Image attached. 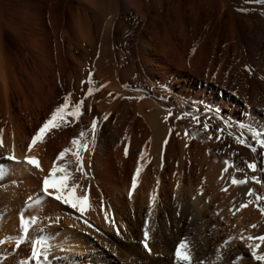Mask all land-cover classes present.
<instances>
[{"label": "bare ground", "instance_id": "bare-ground-1", "mask_svg": "<svg viewBox=\"0 0 264 264\" xmlns=\"http://www.w3.org/2000/svg\"><path fill=\"white\" fill-rule=\"evenodd\" d=\"M86 1L93 6L96 3ZM181 1L127 2L126 7L132 6L149 24L150 41L142 43L144 50L140 58L145 73L140 79L143 86L139 99L134 102L125 99V90H130L125 86L129 77L125 70H121L119 54L111 56L110 63L104 58L93 65L101 94L89 97L87 102L89 125L86 136L82 138V142L89 145L88 151H82L86 174L77 171L71 152L63 161L57 162L58 154L69 139L62 137L51 144L45 140L47 143L43 142V150L37 149L38 143L31 153L28 152V146L43 120L38 113L33 112L35 114L32 115L29 111L33 107L23 94L22 78L19 79L10 59L8 63L5 46L2 47L3 40L0 39V134L4 142L0 147V165L8 169V174L0 182V242L6 248L12 247L20 232L19 216H27L39 209L44 221L48 256L42 264H61L60 256L64 257L62 264H177L175 247L184 238L191 244L195 259L209 264L204 258L209 254L212 257L211 247L223 244L230 237L235 239L226 249L234 245L236 248L232 247L228 252L223 250V258L216 264H232L237 256L244 257L240 264H259L251 257L245 239L249 235H264V214L257 207L261 203L254 201L247 208L236 209L247 201L249 188H255L257 193L264 195V185L252 182L246 186L232 185L231 176H238L230 169L227 173L223 169L226 167L224 161L237 160L236 152L251 156L257 167L264 169V148L253 136L257 131L264 134V30L257 35L254 26H240L230 11H227L230 20L223 22L226 6L224 4L223 7L222 3L227 0H186L184 8ZM163 2L171 4L166 13L168 24L163 19L162 27L171 42L174 66L167 59L160 58L155 50L154 39L159 35L155 20L160 18L159 8ZM152 8L157 18H150ZM259 10H264V2ZM84 28L78 23L73 27L76 33L74 42L83 50L84 43H91ZM179 39L183 42L182 51L175 44ZM196 39L200 43V53L212 45L222 49L226 58L234 62L232 66L238 69L242 80L239 88L236 89L235 85L224 88L220 83L212 84L214 82L210 84L206 74V80H194V76L185 71L184 55ZM49 59L41 61L44 66L38 63L42 64L39 71L43 81L39 79V84L35 78L32 80L34 86L27 88L37 91L43 99L56 91L59 82H64L69 91L74 88L79 92L83 67L80 71H57V60ZM81 63H77V68L84 66ZM244 64L249 69L252 82L250 99H247L248 76ZM220 75L215 74L216 79ZM89 87L91 85L86 89ZM240 99L244 100L245 106ZM105 114H110L107 120H104ZM93 120L98 122L94 141L91 132ZM189 123L202 130L203 134L190 132ZM106 128H109V134L105 132ZM241 140H247L249 147L240 143ZM68 145L67 148H73L72 143ZM13 146L19 162L3 158L12 154ZM251 146L257 151L252 152ZM26 156L38 158L43 170L25 163ZM54 163L66 167L71 173L69 185H78V195L89 196V210L80 213L44 195L43 180L49 176ZM137 168L141 170L138 177ZM134 178L137 186L133 191ZM260 179L264 180V171H260ZM224 188L228 191H223ZM36 201H42V205L28 208ZM252 224L257 228H251ZM145 227L149 231L151 252L142 243ZM242 246L245 251H242ZM23 249L27 255L30 246ZM261 251L264 252V247ZM1 264H9V261Z\"/></svg>", "mask_w": 264, "mask_h": 264}, {"label": "rangeland", "instance_id": "rangeland-1", "mask_svg": "<svg viewBox=\"0 0 264 264\" xmlns=\"http://www.w3.org/2000/svg\"><path fill=\"white\" fill-rule=\"evenodd\" d=\"M93 1L96 2L94 3V6L89 4L86 0H0V39L2 38L1 40H3L1 44L2 47L5 46V48H3L8 63L10 59L11 63L13 64L15 70L18 73L19 79L22 78L20 80V84L21 87L23 86L22 90L24 96L27 97L26 99L29 101L30 106H32L33 108L36 107L34 109L30 108L29 111L32 113V115L35 114L33 112L38 113L40 115L41 120H43L37 127V130L47 119L50 118L51 113L59 105L64 103L66 96L71 97V105L73 109L82 98L85 99L84 114L80 117L79 122L72 120L71 123H65L62 125L61 128L54 129L49 132L45 138V140H47L48 143L50 142V144L53 141H56L62 137L66 138L67 140L69 139V142L67 141V145H65L64 148L61 149L62 151L65 148L69 147L68 144L71 143L73 138H78L79 134L82 131L86 133V131L88 130L87 126L89 124L87 123V118L89 117V109L87 102L89 97L85 98L87 96V85H91V87L94 89V96L101 94L98 81L96 80L97 77L95 74V66H93L96 62H99L100 60L105 58V61H108L110 63L111 56L119 54L121 58V70H125L124 72L130 78H128L130 83L129 81L125 82V86L129 87H127V89H130L125 90L127 92V95L125 97L126 100L131 99L130 101L134 102L139 99V92L141 91L140 89H142L143 86V83L140 79L144 78L143 75H145V73L143 72L140 64V58L142 56V51L144 50L142 43L144 41H150V34L148 32L149 24L139 16L137 11L132 6L126 7V4L127 2H129V0ZM133 1L140 3L143 0ZM176 1L178 2V0H174V2ZM185 2L186 0L181 1L182 8H184ZM263 2L264 0H227L222 3L223 7L226 6V14L224 13L225 16H223V22L226 21L227 23L230 20V14L227 12L230 11L232 16H234L235 21L240 26L247 27L250 24L256 28V32L258 33L257 35H260L261 32L264 30V10H259V7ZM169 9H171V4L167 5L166 2H163L162 6H160L159 8L160 11L158 10L159 15L161 14L160 18H157V14H155V10L153 8L150 14V18L154 16V18H157L158 20H155L159 33L158 38L154 39V44L157 48H155V50L157 51L160 58L167 59V62L174 66L175 61L172 59L170 53L172 51V48L169 43L171 42L169 41V38L164 35L165 33L162 27L163 19L164 22L168 24L166 13ZM77 23L80 24L82 28L85 27V34H88L87 37H90L91 43H86L87 45L85 43L83 44L84 50H86L87 52L81 49L80 46H78L74 42L76 33H74L73 27L77 25ZM254 24L257 25L255 26ZM83 25L85 26L83 27ZM181 43L183 42L180 39L175 43L179 45H176L179 49L182 48ZM199 44V41L196 39L193 46L191 45V48H189L185 53V71L188 74L190 73L189 75H192L191 77L194 76V80L199 81L200 79H202L204 81L208 78L210 82L208 81V79L207 81L210 84L214 82L212 84L220 83V86L222 85L221 87L224 88H232L234 87V85L236 89L239 88L242 84V80H240L238 69L236 70V68L232 66V63L234 62H230L231 60H228V58H226L227 56L225 52L220 48L218 49L212 45H209L210 48L207 47L200 53L198 51L200 50ZM39 58L41 59L40 61H38V63L43 61V59L45 61L49 58H52L53 61L57 60L56 62L54 61L57 71L64 69L66 73L72 69H78L80 71V69L83 67L80 71V78L82 77L81 79L83 80L81 81V87L79 89V92H76L74 88V91L71 88L69 91L67 86L65 84L63 85L64 82H59L56 86V91L48 98L44 97L43 99V96L39 95L37 91H30L28 88H30V86L31 88L34 86L32 80L36 78L37 81L39 79H41L39 81H43L40 71L44 62H41L42 64H38L37 60H39ZM79 62H82L81 64H84V66L77 68ZM232 67L235 69H233ZM127 68L129 72L127 71ZM221 68H223L224 70H221ZM212 69H214L213 72H215L214 76L215 74L220 75V73H223L222 75H220L221 77H219L221 79H219L218 77L216 79V76L214 77L212 75L213 72L211 74ZM220 70L223 72H221ZM244 71L246 72V76H248L247 99H250L252 82L249 75V69L247 65L245 66V64ZM226 73L229 74L227 75ZM205 74L206 79H204ZM208 74L212 75L209 76L211 79L208 77ZM90 76L94 84L87 83ZM200 76H202L203 78H201ZM214 80H216L217 82H215ZM226 85L227 87H225ZM125 86L123 87V89H126ZM96 89L98 90L96 91ZM76 93L77 95L75 96ZM137 94L138 96H136ZM16 97L18 98V96H16L15 94V101L18 102L19 98L16 99ZM237 97H239L238 94ZM20 98L22 99V97ZM240 101L242 102L241 104L245 106L244 100L240 99ZM35 102L39 104L38 107V104H36ZM15 105H17V103H15ZM40 105H43L44 109L43 107L41 108ZM188 127L189 131L195 135L203 134L202 130L194 127L192 123H189ZM105 132L109 134V128H106ZM44 143H39L37 145V149H40V151L43 150L42 145H45ZM236 155L237 160L233 163L235 164L236 168L242 169V171L235 172L233 169L230 170L234 171L238 178H244L245 176H247L249 179V183H251L252 176H257L260 179L259 168L258 171L255 173L251 172L247 168L246 162H255V159H253L247 154H243L242 152H236ZM0 182H2V179H0ZM260 203L261 204L259 205L261 207H264V202L260 201ZM41 205L42 204L39 203V201H36L34 203H30L28 208L34 209V207L37 208ZM33 211L34 212L29 213L27 216H19L20 232L18 233V236L14 239V244L12 245V247L6 248L4 243L0 242V252L3 251V254L0 253V264L8 261L9 264H35V261L32 260L30 250L27 252V255L26 252L23 251V247L26 245L30 246L31 249V243L34 242L35 239L44 240L45 238V229L42 213H40L39 209ZM29 221L31 223L29 225L28 242L20 243L19 246H17L18 242L21 241V233L24 228V224ZM220 245L221 244L211 247V250H213L211 251V253H213L214 256L212 255L211 257V254H209V256H205L204 259L209 264H216V261L218 260L217 257L222 256L221 253L223 252V250L224 252H228L231 251V248L233 247L231 246V248L228 249H221ZM228 245H230V243ZM217 248L219 249V251ZM235 248L236 246L234 245L233 249ZM241 249L242 251H245L244 246H242ZM49 258L51 257L49 256ZM114 258L116 259L117 257ZM60 261L61 264L64 263V257L60 256ZM42 262L43 261H41V264ZM240 263H242V260L237 262V264Z\"/></svg>", "mask_w": 264, "mask_h": 264}, {"label": "snow or ice", "instance_id": "snow-or-ice-1", "mask_svg": "<svg viewBox=\"0 0 264 264\" xmlns=\"http://www.w3.org/2000/svg\"><path fill=\"white\" fill-rule=\"evenodd\" d=\"M87 83L88 84L93 83L91 76L89 77ZM93 95H94V89L92 87H89L87 89V96L85 98L91 97ZM84 103H85V99L82 98L73 109L71 105V97L66 96L64 103L59 105L51 113L50 118L47 119L39 127L36 134L33 136L30 145L28 146V152L31 153L34 146H36L38 143L44 142L46 136L52 130L59 129L62 127L63 124L71 123L72 120L79 122L80 117L84 114ZM109 115L110 114H105L104 120H107ZM97 128H98V122L97 120H93L91 124L93 141L95 140V133L97 131ZM169 134H171V130H169ZM85 136L86 133L82 131L79 134L78 138H73V140L71 141L73 148L71 149L65 148L63 151H61L57 156V162L63 161L66 155L69 152H71V154L75 157V161L78 166L77 171L86 174L84 173L82 151H88L89 145L87 143L82 142V138ZM253 136L255 139L258 140V143L261 145V147L264 148V134H261L260 132L257 131L253 133ZM239 142L243 143L246 147H249L247 140H241ZM164 143L167 144V140H165ZM3 145H4L3 136L2 134H0V147H3ZM251 151L256 152L257 149L254 146H251ZM125 155L127 156V149L125 150ZM3 158L9 161L19 162L18 158L14 154V146H13L12 154L5 156ZM141 159H143V157ZM24 162L33 166L36 169H39L41 171L43 170L38 158L36 157L26 156ZM224 163L226 167L223 169V172L225 173H227L229 169H233L235 172L242 171V169L236 168L235 164L231 161L226 160L224 161ZM246 163H247V168L251 172L255 173L258 171L256 162L253 161ZM7 171L8 169L4 165H0V179H3L5 177ZM140 171H141L140 168H137L136 170L137 177L140 175ZM259 171H264V169H259ZM70 176L71 173H69L66 167H60L58 166V164L54 163V166L51 172L49 173V176L45 177L43 180V193L45 196L52 197L54 200L66 204L71 208L78 210L80 213H84L86 210H89L91 208L90 198L87 194L85 195L77 194L78 185L77 186L69 185ZM220 178L223 179V176H221ZM230 179L232 185L242 186L249 184V179L247 176H245L244 178H237L235 175H233L231 176ZM251 182L254 184L264 185V180L259 179L257 176H252ZM136 186L137 184L134 178L132 184L133 191L135 190ZM50 188L52 189L51 191L49 190ZM223 191L227 192L228 189L224 188ZM200 194L201 195L203 194L202 190ZM246 196L248 197L247 201L242 202L236 209L237 211L247 208L254 201L256 202L264 201V195L257 193L255 188H249L246 192ZM130 197H131V193H130ZM154 200L155 197H153V201ZM39 203H42V201H40ZM257 207L259 208L260 212L264 214V207H261L259 204H257ZM218 214L219 213H217V215ZM30 223L31 222L29 221L24 224V228L21 233V241L18 242L17 246H19L20 243L28 242ZM251 228L255 229L257 228V225L252 224ZM149 239H150L149 231L148 228L145 227L144 239L142 243L145 249L151 252V249L149 247ZM232 239H235V237H230L229 239L225 240L223 244L220 245V248L225 249ZM245 243L247 244V247L251 250V257L255 261L259 262V264H264V252L261 251V248L264 247V235H256V236L249 235L246 237ZM46 247H47L46 240L35 239L34 242L31 243L30 254L32 260L35 261V264H41V261H46L48 259ZM175 258L177 264H204L203 261H199L195 259L194 253L192 252V246L187 240V238L182 239L175 247ZM222 258H223L222 256L217 257L218 260ZM243 259H244L243 256H237L235 260L232 262V264H237L238 261Z\"/></svg>", "mask_w": 264, "mask_h": 264}]
</instances>
